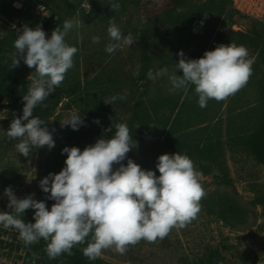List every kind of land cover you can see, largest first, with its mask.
Wrapping results in <instances>:
<instances>
[{
  "label": "rangeland",
  "instance_id": "obj_1",
  "mask_svg": "<svg viewBox=\"0 0 264 264\" xmlns=\"http://www.w3.org/2000/svg\"><path fill=\"white\" fill-rule=\"evenodd\" d=\"M46 1L61 3V9L53 20L56 27L62 29L68 19L79 21V27L66 36V42L77 47L78 52L73 58L74 67L55 90L62 98L48 129L55 144L65 140L70 146L83 150L101 135L111 138L114 133L110 134L108 124H127L136 100L145 89L144 82L137 80L141 63L136 43L112 54L105 51L109 42L107 28L110 21H115L124 35L132 34V28L139 23L137 0H118L120 8L116 11L110 8V0ZM204 1L188 0L185 7L195 11V7ZM15 4L19 5L18 2ZM48 14H51L50 9L42 15ZM202 20L203 26L199 25L198 34L191 41L180 37L171 16L154 23L150 41L154 71L165 66L171 71L180 58L177 55L179 50L194 59L201 57L205 50L236 39L234 32L239 29L234 28L225 15L219 16L216 11ZM22 25L16 22L17 28H22ZM242 27L245 30V24ZM55 28L49 29L46 36H50ZM4 29L5 25L0 22V37ZM93 36H98L100 43L94 44ZM246 48L249 57L254 60L247 84L225 100L210 99L205 108L198 105L193 85L170 92L167 77L150 79L148 99L154 117L164 123H173L179 114L176 125L179 130L159 135L151 134L144 128L134 139L138 147L132 149L136 163L143 169L155 170L159 175L155 169L159 155L187 151L199 138L212 134L232 183L219 184L213 175H207L199 168L200 182L207 193L220 191L235 198L243 208L246 223L233 227L200 209L197 217L185 227L173 228L169 232L175 250L173 244L172 248L161 246L160 240H141L129 245L123 255L116 251L112 255L110 250L114 248L105 249L100 257L106 264H204L201 263L203 255L212 260L210 264H264V206L256 203V199L264 195V164L259 163L237 139L240 133L251 130L263 113L259 94L263 71L255 66L257 54ZM177 75H182V70L177 69ZM35 76L34 73L33 78ZM114 95L124 96L125 99L112 105L105 103L104 99ZM73 110H78L85 119V126L78 131L61 123ZM20 115L22 113L13 111L8 101L0 103V194L6 188L1 185L3 171L9 166H16L22 175L21 183L12 187L16 195L23 198L35 193V198L45 200L50 208L54 201L47 199L49 194L40 189L39 180L48 175L45 159L52 148L34 149L30 157L17 152L15 145L18 141L9 139L5 130L13 117ZM95 118H99V124L94 122ZM196 156L197 153H194V160ZM214 172L219 171L215 169ZM6 205L7 197L0 195V210L7 211ZM25 252L26 245L19 239L18 232L0 225V264H34L25 261Z\"/></svg>",
  "mask_w": 264,
  "mask_h": 264
},
{
  "label": "clouds",
  "instance_id": "obj_2",
  "mask_svg": "<svg viewBox=\"0 0 264 264\" xmlns=\"http://www.w3.org/2000/svg\"><path fill=\"white\" fill-rule=\"evenodd\" d=\"M109 6L116 11L120 3L110 0ZM199 24L202 27L204 20ZM78 27L79 21L68 19L62 29L56 27L50 36L40 25L32 28L24 24L18 29L12 66H19L22 59L28 68L35 69L36 76L22 97V115L13 117L5 134L18 141L15 148L24 157H30L34 149L55 146L46 120L34 115V109L55 92L74 67L78 49L66 42V36ZM107 33L105 51L109 54L137 41L131 33L124 35L115 21L109 22ZM92 42L98 44L100 38L93 36ZM177 55L180 58L171 71L166 66L150 69L147 77H167L170 92L193 85L201 108L210 99L225 100L244 87L254 63L247 48L234 42L218 44L199 58H188L183 50ZM177 69L182 70V75H177ZM123 99L124 96L114 95L104 101L112 105ZM94 122L99 124V118ZM61 123L78 131L85 126V119L73 110ZM113 126L111 138L101 135L83 150L78 146L61 150L66 154L64 166L58 173H49L39 180L40 189L49 194L47 199L54 201L50 208L45 200L36 199L35 193L20 198L11 186L6 187L0 195L7 197L8 210H0V225L16 230L25 245L46 242L50 259L71 254L75 245L85 244L83 255L95 260L105 249L114 248L123 255L129 245L163 239L173 228H183L194 220L205 190L192 159L180 152L163 153L157 157V175L155 170L143 169L127 156L138 147L128 125L112 123L108 131ZM29 209L34 210V222L23 219Z\"/></svg>",
  "mask_w": 264,
  "mask_h": 264
},
{
  "label": "trees",
  "instance_id": "obj_3",
  "mask_svg": "<svg viewBox=\"0 0 264 264\" xmlns=\"http://www.w3.org/2000/svg\"><path fill=\"white\" fill-rule=\"evenodd\" d=\"M188 0H137L135 2L139 14V23L132 28L133 37L137 39L136 44L139 52L141 68L137 80L144 82L145 89L140 93L136 100L127 125L130 134L135 139L142 131L147 128L151 134L164 135L173 134L177 129L176 119L173 123L158 121L152 112L148 99V85L150 79L147 73L150 69L154 71L153 60L150 54V41L153 37L154 23L164 17H173L176 29L180 37L185 41L195 39L198 34L199 21L206 16L217 11L219 16L225 15L231 24H245V30L234 32L236 39L233 40L237 45H243L252 49L257 54L255 63L256 68H260L262 76L259 81V94L263 106L261 120L249 131L240 133L237 136L238 141L243 145L259 163L264 164V23L249 18L232 6L233 0H205L202 4L195 7V11L185 7ZM19 3L16 5L15 3ZM44 5L50 9L51 14L43 16L39 6ZM185 8V9H184ZM61 9V3L46 0H0V22L5 25L4 34L0 37V103L8 101L13 111L22 113L24 101L23 95L27 93L28 85L35 73L34 68H28L21 59L19 66H12V58L15 53L14 39L17 37L18 29L16 22L35 28L48 20L52 14L55 16ZM55 18V17H54ZM54 18L50 22V28H55ZM195 29V30H194ZM45 33H48L46 31ZM61 95L52 93L41 104L34 109V115L46 120L47 127L50 125L51 118L56 107L61 102ZM112 124H108V129ZM115 131L114 126L110 134ZM68 141L56 143L45 159V172L58 173L64 166L66 154L61 150ZM186 154L194 162L195 168L199 171L201 168L207 175H213L219 184H231L230 178L224 163L220 159L212 134L201 137L194 143V146L187 151L180 152ZM194 153H197V159L194 160ZM133 159L132 150L127 154ZM126 160L124 163L126 164ZM118 167V165H114ZM217 169L219 172L215 173ZM22 175L16 166L7 167L1 175V185L3 187H16L21 183ZM204 190L206 189L203 186ZM256 203L264 206V195L256 199ZM200 209L207 215H214L229 225L235 227L246 223L245 213L239 202L220 191L207 193L200 201ZM32 209L26 210L23 219L34 222L32 219ZM163 247H171L173 242L169 234L163 239H157ZM156 240V241H157ZM85 244H77L71 254L64 253L55 259H50L45 251L46 242L43 240L26 245L25 261L34 264H106L103 258L98 257L95 260H89L83 255L82 249ZM176 249L175 243L173 244ZM111 249V248H110ZM105 251V250H103ZM109 251V250H108ZM114 251L110 250L112 255ZM187 261V260H186ZM185 262V261H184ZM212 260L206 255L201 257V263L210 264Z\"/></svg>",
  "mask_w": 264,
  "mask_h": 264
},
{
  "label": "built area",
  "instance_id": "obj_4",
  "mask_svg": "<svg viewBox=\"0 0 264 264\" xmlns=\"http://www.w3.org/2000/svg\"><path fill=\"white\" fill-rule=\"evenodd\" d=\"M232 6L242 14L264 23V0H233ZM43 15H46V7L40 6ZM234 28L243 30L242 25L234 24Z\"/></svg>",
  "mask_w": 264,
  "mask_h": 264
},
{
  "label": "water",
  "instance_id": "obj_5",
  "mask_svg": "<svg viewBox=\"0 0 264 264\" xmlns=\"http://www.w3.org/2000/svg\"><path fill=\"white\" fill-rule=\"evenodd\" d=\"M54 17H55V14H52L51 17H50L48 20H46L45 22H43V23L41 24V26H42V28H43V30H44L45 32L49 30V28H50V22L52 21V19H53Z\"/></svg>",
  "mask_w": 264,
  "mask_h": 264
}]
</instances>
